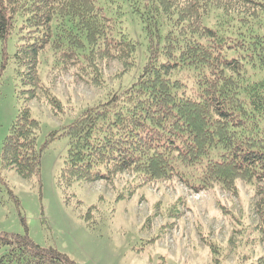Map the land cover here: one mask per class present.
<instances>
[{
  "label": "trees",
  "instance_id": "16d2710c",
  "mask_svg": "<svg viewBox=\"0 0 264 264\" xmlns=\"http://www.w3.org/2000/svg\"><path fill=\"white\" fill-rule=\"evenodd\" d=\"M106 1L0 0V84L11 59L22 84L41 88V58L52 57L47 71L60 72L69 65L87 69L95 54L132 52L133 40L113 34L99 5ZM120 2L146 15L156 30L166 19L173 32L163 45L151 40L149 64L132 84L63 127L68 145L55 177L63 198L76 181H106L121 172L147 184L174 180L198 192L234 194L243 184L258 198L255 212L264 225V37L254 28L264 0ZM233 52L237 57L228 59ZM246 66L251 77L245 76ZM179 70L192 79L174 78ZM39 129L22 108L0 147V171L39 179L46 147H38ZM24 231L0 233V264H76L35 244ZM250 264H264V256Z\"/></svg>",
  "mask_w": 264,
  "mask_h": 264
},
{
  "label": "rangeland",
  "instance_id": "374dc122",
  "mask_svg": "<svg viewBox=\"0 0 264 264\" xmlns=\"http://www.w3.org/2000/svg\"><path fill=\"white\" fill-rule=\"evenodd\" d=\"M99 5L112 21L113 34L134 41L132 52L95 54L87 69L69 65L60 72L47 71L52 57L41 58V88L40 83L35 88L22 84L12 59L3 72L0 147L22 108L39 122L38 147H46L38 180L25 181L13 169L0 171V233L23 235L26 228L35 244L52 247L76 264L255 262L264 256V225L255 212L258 198L243 184L234 194L219 189L198 192L174 180L147 184L131 172H121L106 181H76L63 198L55 178L68 145L63 127L132 84L149 64L151 40L163 45L173 32L166 19L157 22L156 30L146 15L126 10L118 0ZM254 28L264 37V13ZM14 43L12 36L6 46L10 56ZM233 56L237 54L227 58ZM251 74L246 66L245 76ZM173 77L192 79L183 70L174 71ZM53 132L56 138L49 141Z\"/></svg>",
  "mask_w": 264,
  "mask_h": 264
}]
</instances>
